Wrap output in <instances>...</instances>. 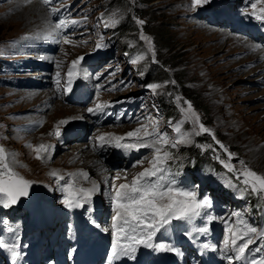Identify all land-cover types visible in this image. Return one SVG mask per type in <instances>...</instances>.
<instances>
[{
	"label": "rangeland",
	"instance_id": "rangeland-1",
	"mask_svg": "<svg viewBox=\"0 0 264 264\" xmlns=\"http://www.w3.org/2000/svg\"><path fill=\"white\" fill-rule=\"evenodd\" d=\"M83 1L85 3L79 13L84 16L85 29L76 33V36L72 35L57 42L60 46L58 45L56 54V66L62 71L65 65L79 60L82 56L105 45L112 46L117 50V61L105 65L101 70L105 73L103 78L106 77L111 82L101 93L95 95L94 101L104 103L116 99L118 95L135 99L144 97L142 108L146 117L143 123L135 128V124L109 128L100 125L101 131H104L102 133L120 137L128 133L134 135L140 128L156 131L163 129L164 133L166 130L172 133L166 125L177 118H180L177 120L178 125L183 126L176 137L171 136L172 141H157L167 146L149 153L138 165L133 163L130 174L128 168L116 169L114 162L118 160L105 163L102 166L104 168L93 175L94 180L98 182L103 175L108 176L111 173L117 175V180L108 182L106 188L99 186L102 190L92 193L95 198L101 191L113 192L118 189L116 185H124L127 179H135L136 175L149 168L150 162L163 164L171 171H182L186 162H192V157L184 150L197 146V149L208 154L211 161L218 164L217 169L220 170L213 173L200 172L195 181L190 178L195 199L222 201L229 216L236 218L237 212L242 209L238 202L220 193H208L205 196L208 183L217 180L219 184L226 186L235 182L234 185L238 184L237 189L245 193L250 202L248 208L256 213V206L264 203V158L253 153L254 150L264 147V67L249 72L253 69L247 67V62L254 60H251L252 56L245 57V45L238 43V38L246 39L231 30L227 31L230 36L238 38L229 37L225 32L227 29H220V26L212 28L206 22L201 24L196 17L202 11L207 13L209 19L221 20L220 17L213 16L217 8L208 7L207 0H152L147 4H144L146 0ZM229 1V6L237 9L235 11L232 7L234 23L231 26L235 25L236 29L237 17L242 18L249 13L255 16L264 14V0ZM39 5L37 0H0V59L2 55L13 58L11 44L14 40L27 35L46 36L53 32L52 26L48 24L46 11ZM238 12H241L240 16H237ZM249 22L247 17L246 23ZM124 24L126 27L120 31L119 28ZM211 31H215V34L217 31L225 33L226 39L213 38ZM18 48L15 46V51ZM238 53L242 56H238ZM155 59L161 64L159 68L152 67ZM24 68L39 70L40 64L32 59L20 63L17 59L16 69ZM124 68L126 70L123 72ZM114 69L118 72H113ZM19 76L26 75L12 71L11 81L5 76L1 79L4 83L14 85L11 88L0 86V150L4 156L0 157V177L16 176L35 191L37 200L41 199V192H47L44 194L46 201L59 207L62 206V201L59 200L61 190L67 192L60 181L65 182L68 179L65 183L75 197L68 195L67 202L75 206H88L86 201L80 199L83 197L81 193H88L93 186L86 184L84 179L87 176L82 169L86 164V157L89 156L88 151L95 147L93 144L88 147L92 141L73 145L64 143V138L76 139L68 134L71 133L69 126L62 127L59 136L61 143L58 142L59 137H54L56 130L71 116L80 114L82 118V110L78 108L82 109V105L77 108V105H63L60 100H56L58 93L55 89L52 92L26 91L24 85L16 82ZM40 76L39 73H32L27 78L38 80ZM141 81L149 83L145 85L147 92L145 90L141 94L132 95L141 90ZM175 81L181 86V93ZM187 93H191L193 105L182 98ZM60 99L63 100V96ZM79 103L83 104L81 101ZM169 108L171 114L167 113ZM72 109L78 112L70 115ZM74 147H81V153L72 156ZM108 148L110 152V147ZM147 148L143 146L142 149ZM100 150L106 148L102 146ZM91 156L94 157L92 154ZM101 160L106 161L105 158H98V162L95 159L90 163L98 165ZM155 166L156 164L153 168ZM253 172H256L258 179ZM78 179L84 180L86 186L78 185ZM154 194L163 199L155 203L157 209L175 198L186 204L185 208L194 204L193 194H188V200L179 198L176 194L165 196L164 191L159 189ZM27 203L25 201L23 205ZM165 207L167 210L177 211L178 203L165 204ZM17 215L23 218V215ZM133 217L137 223H141L144 213L135 211ZM216 217L209 220L208 227L214 223L221 224L222 218ZM76 224L62 232L61 236L70 257L85 260L93 247L88 248V242L80 239ZM113 228L115 229V225ZM251 229L253 226L249 224L247 230ZM261 248H264V244Z\"/></svg>",
	"mask_w": 264,
	"mask_h": 264
},
{
	"label": "bare ground",
	"instance_id": "bare-ground-1",
	"mask_svg": "<svg viewBox=\"0 0 264 264\" xmlns=\"http://www.w3.org/2000/svg\"><path fill=\"white\" fill-rule=\"evenodd\" d=\"M260 1V0H259ZM258 1V2H259ZM222 14L224 15V16H227V17H229L230 15L231 16H233V8H231V7H225L222 11ZM240 13L241 12H238L237 13V16H240ZM248 19H250V16H248ZM232 22H233V20H232ZM246 25H247V23H246ZM218 26H220V28H225V25L224 24H220V25H217L216 27H218ZM261 27V31H263V33H264V25H261L260 26ZM209 30V29H208ZM225 30V29H224ZM227 31H229V30H225V32H226V34L229 36V34H228V32ZM226 34L225 33H223V32H220V31H217L216 32V34H215V31H211V33H210V35H212V36H214L213 38H217V40H220V39H224V37H225V39H226ZM237 34H239L240 36H246L247 38H248V40H249V42L248 41H246V40H244V39H242V38H238L237 36H229V37H234V38H238V43L239 44H241V45H245V48H246V54H245V57H251L252 56V59L251 60H254V61H250V62H247V67H251L253 70H250L249 72H255L257 69H263V67H264V55L262 54L263 53V51H264V42H261L260 40H264V36H261V35H259V34H257V33H251V34H248L247 32H246V30L245 31H239V32H237ZM245 51V50H244ZM261 51V52H260ZM259 52H260V54H259ZM238 56H242V55H240L239 53H238ZM247 59V58H246ZM16 63H17V59H14L13 61H12V63H11V66L12 67H15L16 68ZM258 64V65H257ZM257 65V66H256ZM261 71V70H260ZM11 73H12V71L11 72H6L5 73V77L6 78H8L10 81H11ZM2 77H4V76H2V75H0V83L2 84V83H4V82H2L1 81V79H2ZM33 79V78H32ZM33 80H36V79H33ZM27 94V93H26ZM28 95V94H27ZM45 96H46V94H45ZM46 98H48L47 96H46ZM49 99V98H48ZM77 104V106H75L76 108L78 107V106H81L82 104H80V103H76ZM78 104H80V105H78ZM71 107H74V106H71ZM62 108V107H61ZM80 110H82L80 107H78ZM54 109V108H53ZM76 112H78V110H76V109H72V111H70V115L71 114H75ZM28 117H31V115L30 116H28ZM96 127V126H95ZM94 128V127H93ZM93 128L92 129H88V128H86L85 129V135L87 134V136L85 137V135L84 136H82L79 140H83V141H86L87 143H89V141H90V139H91V132H92V130H93ZM65 134V133H64ZM69 135H70V133H68ZM92 134H93V132H92ZM64 136V135H63ZM85 139V140H84ZM144 140H146L147 142H149V143H151V139L150 138H148V137H144ZM58 142H62V139H61V137H59V139H58ZM64 143H66V144H70V143H72V145L73 144H80L79 142H78V139H72V140H69L68 139V137H67V139L66 138H64ZM84 144V143H83ZM89 147V146H88ZM254 147H256V146H254ZM81 148V147H80ZM80 148L79 147H74L73 149H72V156H74V155H78V154H80L81 153V150H80ZM104 148H106V150H98V153H95L94 152V150H95V148H94V150L92 149V150H89L88 152V157H86V164H84V167H83V174H86V178L84 179L87 183V185H90V186H93L90 190H89V192L88 193H86V194H84V193H81L82 194V198H80L81 200H84V201H86L88 204L91 202V200L92 199H94L95 198V194H92V193H96L98 190H102L99 186H102V187H104L105 186V188L107 187V183L108 182H110V181H113V180H117V179H115L116 178V176L117 175H112V173L110 174V175H103V178H101L100 180H98V182L97 181H95L94 179V177L95 176H93L94 174H95V172H97V171H100L102 168H104V167H102V166H104L105 165V163H107V162H111V161H115V160H119L118 158H115V157H113V156H111V153L109 152V148H108V146L107 145H104ZM257 148V147H256ZM51 150V149H50ZM84 153V152H83ZM87 153V152H86ZM254 154H256V155H259V157H261V158H264V147H261V148H259V149H257L256 151L254 150V152H253ZM54 154V153H53ZM91 154L92 155H94V157L93 156H91ZM253 156V155H252ZM96 157H98V158H100V159H102V158H105L106 159V161L105 160H101L100 161V163H98V165H94V164H91L90 162H93V160H95V159H97V162H98V158H96ZM79 159V158H78ZM241 160V159H240ZM95 162V161H94ZM242 163H244V165H245V162H242ZM248 169H251L250 167H248ZM98 173V172H97ZM254 173V176H255V178L256 179H258V177H257V174H256V172H253ZM89 174V175H88ZM67 175V174H66ZM66 175H63V176H66ZM91 175V176H90ZM99 176V175H98ZM110 176H112L111 178H110ZM85 177V176H84ZM100 178V177H99ZM83 179V178H82ZM87 179V180H86ZM58 180H59V177H58ZM68 179H66V181H67ZM84 180H81V179H78L77 181H78V185H81V186H86V184H84L83 183V181ZM95 181V182H92V181ZM60 181V180H59ZM65 181V182H66ZM65 182H62V181H60V183H61V185L62 186H64L65 188H66V190H67V192H66V194H68V195H71V196H73V197H75L74 196V194H73V192H70L69 190H68V184L67 183H65ZM92 182V183H91ZM103 182H104V184H103ZM76 184V185H77ZM104 188V189H105ZM93 190V191H92ZM109 190V189H108ZM42 193V197H41V201L42 200H44L45 199V195L44 194H46L47 192H41ZM99 193V192H98ZM98 197V196H97ZM21 199H22V197H21ZM13 200L14 201H16V198L15 197H13ZM34 201H35V199H34ZM77 205V204H76ZM169 213L167 212V215H168ZM134 216V215H133ZM133 216H130V217H127V218H123V219H120V220H114V221H111V222H107V221H104L102 218H95L93 221H92V223H91V228H92V236L96 239V240H99V239H101L102 238V236H101V234H100V230L101 229H104L105 230V232H106V237L108 238L109 236H115V235H118V234H121L122 232H124L125 230H127L128 229V227H129V224L130 223H137L136 221H135V218L133 217ZM217 218V217H216ZM214 222V221H213ZM212 222V223H213ZM113 225H115V229L113 228ZM117 227V228H116ZM115 230V231H114ZM221 230H222V224H220V223H214V224H212L211 226H209L208 227V229H207V231L205 232V237L210 241L209 243H213V239H215V237H217V235L221 232ZM37 242H39L40 241V238L38 237L37 238V240H36ZM92 243H95V242H92ZM36 251H39V250H36ZM185 256H186V258H191L192 259V263L193 264H198V262L196 261V259H197V257L195 256V255H192L190 252H185ZM49 259H51V258H48L45 262H43L42 261V264H45L46 262H48V260ZM178 260H179V258H177ZM101 262H105L104 261V258H102V259H100L98 262H96L95 264H101ZM55 264H58V262L56 261V263Z\"/></svg>",
	"mask_w": 264,
	"mask_h": 264
},
{
	"label": "trees",
	"instance_id": "trees-1",
	"mask_svg": "<svg viewBox=\"0 0 264 264\" xmlns=\"http://www.w3.org/2000/svg\"><path fill=\"white\" fill-rule=\"evenodd\" d=\"M152 0H146L144 4H147L149 2H151ZM137 12H139L137 10ZM124 22L128 23V20H125ZM126 27V24H124V26L121 25V27L119 28L120 31ZM135 31L137 30L136 28L134 29ZM157 59V58H156ZM155 59V65H153L152 67H158L161 65L158 60ZM176 83V86H177V89L180 90V93H181V86L179 85V83ZM186 96L182 97L184 100L188 101V102H191V105H193V101H192V97L191 96V93H187L185 94ZM195 97V96H194ZM198 110H200V108H198V106L194 105ZM169 111V112H167ZM167 113H170L171 114V109H167ZM171 116V115H170ZM197 146H195L194 149H190V147L187 149V150H184V152H186L190 157H192V160L195 161L196 164H199L201 166H206L207 164L210 163L211 166H215V163L212 162L208 156V154L204 151H200L199 149L196 148ZM189 162H186V165L188 164Z\"/></svg>",
	"mask_w": 264,
	"mask_h": 264
},
{
	"label": "water",
	"instance_id": "water-1",
	"mask_svg": "<svg viewBox=\"0 0 264 264\" xmlns=\"http://www.w3.org/2000/svg\"><path fill=\"white\" fill-rule=\"evenodd\" d=\"M219 0H208V3H210V4H214V3H216V2H218Z\"/></svg>",
	"mask_w": 264,
	"mask_h": 264
}]
</instances>
